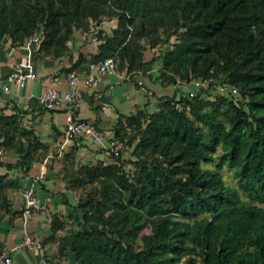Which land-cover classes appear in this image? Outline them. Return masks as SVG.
<instances>
[{"label":"trees","instance_id":"1","mask_svg":"<svg viewBox=\"0 0 264 264\" xmlns=\"http://www.w3.org/2000/svg\"><path fill=\"white\" fill-rule=\"evenodd\" d=\"M17 6L29 17L24 24ZM102 16H119L117 27L102 38L96 54L89 59L80 56L71 68L117 52L126 63L117 70L132 77L148 65L141 44L132 41V25L135 20L142 27L149 22L154 29H174L171 34L185 29L165 55L160 84L174 83L173 74L182 68L197 74L203 66L207 72L219 57L228 87L237 92L229 91L219 100L238 95L247 101L230 99L224 120L219 117V104L212 111L192 105L195 121L209 129L207 138L176 108L180 103L176 95L161 100L152 113L138 110L119 117L117 124L125 118L131 125L148 115L136 154L154 156L149 162L139 160L147 170L144 183L135 187L118 171L119 150L111 154L115 163L86 168L84 178L76 174L70 189L98 182L100 214L86 212L84 207L93 202L80 204L83 223L90 220L96 226L65 233L58 239L60 249L68 248L76 264H176L184 256L198 257L201 264H264V0H0V44L8 36L10 45L19 47L40 33L33 60L58 57L67 52L65 43L73 26L86 27L83 21ZM191 79L185 80L190 84ZM179 97L189 99L188 92ZM0 145L19 157L6 168L24 172L46 149L31 130L20 127L15 116L0 117ZM218 146L222 150L218 167L225 164L232 169L235 187L225 184L219 168L212 172L200 167L201 161L214 160ZM177 163L186 166L184 180L171 174L170 167ZM11 189L16 183L0 174V218L9 211L6 193ZM147 216H158V221L145 247L136 250ZM65 221L52 215L49 239L65 229ZM192 259L189 264L196 263Z\"/></svg>","mask_w":264,"mask_h":264},{"label":"crops","instance_id":"2","mask_svg":"<svg viewBox=\"0 0 264 264\" xmlns=\"http://www.w3.org/2000/svg\"><path fill=\"white\" fill-rule=\"evenodd\" d=\"M97 27L102 31L105 29L104 35H111L110 29L105 28L103 21ZM78 34L76 38L81 43L75 40V36L69 43L73 54L71 60L67 56L35 58L33 66L37 78L28 80L23 87L13 81H7L6 76L19 62L26 59L25 49L22 46L12 47L10 42L0 46V83L9 88L7 92L0 91V117L15 116L21 128L31 130L37 136L45 146L47 154L42 162H34L25 172L21 169L6 168V164L15 163L19 158L14 151L5 150L0 159V174H6L8 179L16 183V189L7 190L9 211L0 218V250L10 252L12 264H76L68 248L60 249L58 239L66 233L65 230H59L55 239H49L52 215L64 216L68 209L63 204L64 200H68L66 197L69 198V203L73 202L69 179H66L62 168L65 165L77 168L78 163L80 165L108 159L102 150L82 144L78 139L64 142V111L45 110L34 100L28 99V94H38L49 87L63 93L69 90L67 74L71 70L77 71L82 99L74 108V113L81 119L95 121L106 142H112L114 145L113 131L119 117L135 114L138 110L152 113L159 108L161 100L173 94H181L178 84H160L158 78L153 75L156 69L151 64L132 77L124 71L116 70L102 75L96 83L86 85L84 80L89 73L87 65L90 62L86 61L76 68L70 66L78 60L79 53H83L85 59H89L90 54H96L99 42L93 40L94 42L89 41L81 46L84 35L79 32ZM148 60L144 59L145 62ZM191 89L188 88L186 92ZM30 186L40 200L50 197V202L46 209L34 211L24 220L21 216L23 199L19 190ZM24 232L33 236L39 247L17 248Z\"/></svg>","mask_w":264,"mask_h":264},{"label":"rangeland","instance_id":"3","mask_svg":"<svg viewBox=\"0 0 264 264\" xmlns=\"http://www.w3.org/2000/svg\"><path fill=\"white\" fill-rule=\"evenodd\" d=\"M16 14L17 16L21 19L22 24H24L29 18L26 14V12L23 11V9L20 6L15 7ZM118 18L119 16H102L97 20L91 21H83L86 24L85 26H73L71 34H68V39L66 40V50L67 52L61 54L58 57L61 56H67L70 60L72 59V50L69 47V43L73 41V37L75 36V40L81 43L76 37L79 36L78 32L82 35H84V41L81 46L85 45V43L94 42L98 41L99 44L102 43V38L106 35H104V30L102 31L99 29L97 26H99V23L103 21V24L105 23V28H109L112 34V31L117 27L118 24ZM87 22V23H86ZM114 25L113 29H111V26ZM133 33H132V41L133 39L135 40L136 44H141V51L143 52V55L145 59L148 60V64H151V66L155 67V71L153 73L154 76L159 78L161 70L164 68L165 69V55L167 52H169L172 49V46L174 43L178 41V35L180 32H184L185 29H180L178 32L171 34L174 29L172 28H162L158 27L154 29V27L151 26V24L148 22H144V26L142 27L139 21H134L133 22ZM66 30V29H65ZM67 31H64V33L61 34V39L66 36ZM77 33V34H76ZM103 34V35H102ZM171 34V35H169ZM9 38L8 36H4L2 43L8 42ZM4 41V42H3ZM0 44V46H1ZM99 44L97 45V51ZM115 55L117 52H114ZM80 56H83V53L78 54V58ZM90 56H92L90 54ZM216 63L212 64L207 72H204V67L199 66L198 69L199 71L197 74H192L189 72V68H182L179 71V74H173L174 78V83H171L169 85H176L178 84V88L180 93H185L188 88H192L190 91H188V96L189 92H193L194 96L196 94H200L196 99H190L193 98L194 96H189L188 98H183L179 97L181 94L177 93L176 98L178 99V105L176 108L186 114L190 120L194 121V124L196 127H199L201 130L203 137H209L210 132L209 129L206 125L202 123H198L195 121L194 117L191 115L190 108L194 104H199L202 106L203 110L207 111H212L214 109V106L219 104V117L220 119L224 120V112L227 110L229 107L228 101L233 100H241L246 102L247 98L242 99L238 95L236 97H228L226 98L228 101H220L219 96H227V90L232 88L231 86L228 87V78L226 77L227 73L223 72V66H222V61L219 57L216 58ZM122 65H126L125 61L122 59H118V69L119 67L121 68ZM171 70V69H169ZM188 74V76L186 75ZM191 78L192 77V82L188 84V81H186V78ZM210 81V87L209 89H203V86L201 84H205V82ZM197 84H200L201 87L196 89ZM223 85L225 86V90L223 92L219 91L218 86ZM200 90V93L199 91ZM204 90V91H202ZM175 95V94H173ZM175 98V99H176ZM148 115L145 116L143 119H141L140 122H132L130 125L128 121H126L125 118L121 119L119 123L115 125L114 131H113V137L115 141V145L120 151V162L121 165L118 167V171L128 180V182L132 183L135 187H139L144 183V180L146 178V173L147 170L144 169L141 164H139V160H145V161H152L154 156H150L147 152L143 153L141 156H137L138 152H140V148L137 147L140 135L142 131L145 129L147 125V120ZM117 131V133H115ZM222 153V150L218 146L216 148V151L212 153V156L214 157V160L212 162L209 161H201L200 162V167L202 169H206L209 171L214 172L217 168L219 171V174L222 178V180L225 182V184L229 187H235L236 186V178L233 175V171L231 168L227 167V165L223 164L221 167H218V161L217 157ZM116 155V154H115ZM107 156V155H106ZM47 157V154L42 150L39 154V156H36L37 161L36 162H42L45 158ZM108 159H103V160H95V161H90L87 163L77 164V168L73 166H67L62 168V171H64L66 175V179H69L68 183L69 186L72 187L70 179L75 177L76 174L81 177L85 176V169L88 168H95L97 165L102 164H109V163H115V160L112 159V155L110 154L107 156ZM55 158L58 159V156ZM68 158V157H67ZM111 158V159H110ZM62 163V162H61ZM63 164V163H62ZM81 171H80V170ZM79 170V172H78ZM171 174L173 177H178L181 179L186 178V166L183 165L182 163H177L170 167ZM70 189V188H69ZM72 190V203H69V198L66 197L68 200H64L63 204L67 206V211L64 214V218L66 219L65 221V232L66 233H75L79 230H82V227H92L96 226L94 225L93 222L90 220L84 224L83 223V212L84 209L81 208L82 206L80 204H83L84 202H93L90 204V206L84 207L86 209V212L88 214L92 215H99L100 212V207L97 205L96 200H99V185L98 182L96 181L93 185H86L85 187H78L76 189H70ZM168 195H167V200H168ZM169 204V203H167ZM104 213V212H103ZM177 217L176 219H178ZM184 220V219H182ZM158 221V216H147L146 220L144 221V227L138 234V237L135 242V249L140 250L145 247L146 243L151 239L152 234H153V225L156 224ZM84 224V225H83ZM195 260V264H201L200 260L198 257H189V256H184L182 257L176 264H189V261L191 259ZM192 259V260H193Z\"/></svg>","mask_w":264,"mask_h":264},{"label":"built area","instance_id":"4","mask_svg":"<svg viewBox=\"0 0 264 264\" xmlns=\"http://www.w3.org/2000/svg\"><path fill=\"white\" fill-rule=\"evenodd\" d=\"M40 42V33L33 34L24 41L22 47L25 49L27 54L26 59L19 62L16 67L8 73L6 76L7 81H13L19 87H23L28 80H35L37 78V74L33 66V52L38 47ZM87 67L89 73L85 76L84 83L86 85L94 84L102 75L110 74L117 70L118 58L114 55L95 63H89ZM67 82L69 90L63 93H60L54 87H49L42 90L38 94L30 92L28 94V99L34 100L37 105L45 110L62 109L64 111V142L78 139L82 142V144L102 150L107 156L110 154H117L118 148L112 142H106L104 134L98 129L95 121L81 119L74 113V108L77 107L82 99V93L79 89L80 78L77 71L71 70L67 74ZM138 84L141 83L138 82ZM197 85L196 89L201 87V85L203 88L209 89L210 81L205 82V84ZM218 88L220 92H223L226 89L223 85L218 86ZM8 90L9 88L6 84L0 83V91L7 92ZM229 91L233 95H236L237 93L234 88L227 90V94ZM189 96H194V93L189 92ZM4 152V148L0 145V159L4 155ZM19 193L23 199L21 216L24 220L27 219V217H29L34 211L46 209L47 204L50 202V197L40 200L31 186L20 189ZM19 247H39V244L33 236L24 232L21 241L17 245V248ZM0 264H12L9 251L0 250Z\"/></svg>","mask_w":264,"mask_h":264}]
</instances>
